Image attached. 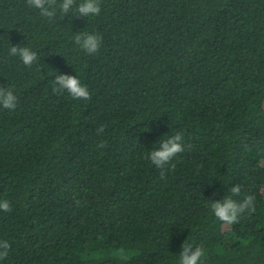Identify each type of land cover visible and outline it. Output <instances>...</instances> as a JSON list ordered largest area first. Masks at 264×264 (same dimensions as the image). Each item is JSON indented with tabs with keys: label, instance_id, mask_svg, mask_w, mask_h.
Wrapping results in <instances>:
<instances>
[{
	"label": "trees",
	"instance_id": "1",
	"mask_svg": "<svg viewBox=\"0 0 264 264\" xmlns=\"http://www.w3.org/2000/svg\"><path fill=\"white\" fill-rule=\"evenodd\" d=\"M62 2L49 18L0 0V88L17 97L0 106V264H179L184 241L202 264H264V0H99L88 17ZM57 74L91 99L54 92ZM176 132L191 149L157 168ZM236 185L255 211L225 225L210 201Z\"/></svg>",
	"mask_w": 264,
	"mask_h": 264
},
{
	"label": "clouds",
	"instance_id": "2",
	"mask_svg": "<svg viewBox=\"0 0 264 264\" xmlns=\"http://www.w3.org/2000/svg\"><path fill=\"white\" fill-rule=\"evenodd\" d=\"M29 6H35L40 9L41 15L45 17H53L55 15V10L49 11L45 8V4L56 5V0H27ZM75 0H63L59 5L62 13L67 14L70 10L69 6L73 5ZM76 11L79 16H98L101 12L99 0H82V2L77 5ZM74 41L77 45L80 46L88 54L97 53L101 42L102 37L98 34L81 32L74 36ZM10 55L19 56L22 62L31 66L37 59V55L29 47H11ZM67 91L68 94L73 99H91L89 90L86 85H83L80 79L77 76L73 75H64L57 74L54 81V92H63ZM0 106L5 109L14 110L17 106V97L11 89L0 88ZM97 135H100L104 132V125H100L96 129ZM182 134L176 132L174 135L170 136L168 139L162 141L158 149L152 150L148 158L151 160V163L157 168L164 169L166 165H171V169H175V164H172L171 161L178 154L183 153L185 148L191 149L192 145L189 144L185 146L183 144ZM107 146L106 141H102L97 145L98 148L103 149ZM163 171L161 175L163 176ZM241 186L236 185L230 189V194L224 196L222 200L219 201H210V208L215 217L223 222L225 225H232L239 222L240 217L244 213L251 214L255 211V195H246L244 199L236 200L233 197L240 195ZM216 193H213L215 196ZM209 201V200H208ZM0 209L4 211H10V204L6 200H0ZM182 251L180 252V262L179 264H202L203 259L205 258V250L201 246H193L190 243L185 241L181 245ZM10 244L8 241H0V259H4L8 255V250ZM121 256L123 259H128L127 256H124L123 250H121Z\"/></svg>",
	"mask_w": 264,
	"mask_h": 264
}]
</instances>
